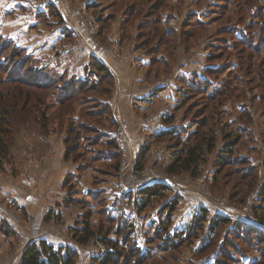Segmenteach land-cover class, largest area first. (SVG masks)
Masks as SVG:
<instances>
[{
  "label": "rangeland",
  "instance_id": "rangeland-1",
  "mask_svg": "<svg viewBox=\"0 0 264 264\" xmlns=\"http://www.w3.org/2000/svg\"><path fill=\"white\" fill-rule=\"evenodd\" d=\"M62 1L0 0V80L8 72L55 79L54 87L45 94L47 132L38 131L37 124L30 120L16 133L11 161L0 171V187L10 176L24 178L31 161L42 164L41 159L47 155H60L65 151L68 126L78 127L80 159H63V164L59 160L54 172L58 179L69 173L72 178L66 187L58 189V201L46 214L50 212L52 222L65 225L69 237L81 249L80 264H94L93 257L113 250L111 242L102 239L118 243L122 250H132V261L139 264H214L217 259L225 264L259 262L264 240H252L253 234L245 231L248 226L264 235V96L260 87L264 79V0H73V23L65 21ZM151 17L166 35L163 40L159 37L142 42L138 38L142 21ZM115 27L122 33L121 41L125 39L122 46L126 40L136 42L145 52L140 57H150L152 74L162 76L165 84L161 87L166 94L158 111L164 115V124L178 132L160 140L164 152H169V157L162 160L156 157V134L150 140L153 134L145 133L140 146L147 151L139 164L146 169L149 183L157 180L168 188L151 197L146 206H142L145 197L140 193L146 185L124 193L121 198L129 199L133 222L122 220L111 207L119 199L115 183L139 151H128L120 142L132 135L127 124L122 122L119 127L114 116L111 100L115 77L107 98L108 79L101 78L89 65L90 56L95 55L90 50L96 43L105 44L106 33ZM182 28L193 34L187 41L182 38ZM80 32L86 37L85 45L78 38ZM151 44L158 45L157 52H149ZM11 47L21 48L23 55L14 57ZM44 47L45 62L39 54ZM140 57L134 62L144 66ZM67 63L70 65L64 68ZM73 76L93 86L71 92V100L61 104L60 90ZM156 91L153 88L147 96ZM136 108L143 113V120L150 121L144 108ZM197 130L213 133L214 137L211 146L203 143L198 175L169 171L170 163ZM221 156L230 161L219 164ZM0 198V232L13 238L10 246L14 250L23 240L16 230L7 236L1 224L8 227L10 217H26V213L14 204L10 193ZM174 200L177 205L170 213L165 208ZM218 215L231 221L212 229ZM87 223L94 230L93 238L79 244L73 231ZM168 237L178 243L169 244Z\"/></svg>",
  "mask_w": 264,
  "mask_h": 264
},
{
  "label": "trees",
  "instance_id": "trees-1",
  "mask_svg": "<svg viewBox=\"0 0 264 264\" xmlns=\"http://www.w3.org/2000/svg\"><path fill=\"white\" fill-rule=\"evenodd\" d=\"M142 22L143 23L141 25L140 33L138 36V38L142 42H149L151 38L159 39V37L161 38V40H163L166 34L164 33V30L161 31L159 23H156L154 17L148 18ZM150 34L153 37H150ZM192 35L193 34H191V32H188L187 29L182 28V38L185 41H187V39H190ZM11 48V53L14 55V57L23 55L21 53V48ZM148 48L150 53H155L157 52L158 45L154 46L151 44ZM90 58L91 59L89 65L93 68V70L97 71L100 74L101 78L108 79L109 81V89L106 93L107 98H109L113 90L114 75L112 71L106 66V64L102 62L98 57H96L95 55H91ZM26 59V57H23V60H25V62ZM13 63L14 60L12 61V64ZM209 71H212V69H209L208 72ZM25 72L29 73V71L27 72L26 69ZM52 77L53 76L46 75L45 78L40 80L38 77H32L34 78L32 79L28 77L27 74H10L8 72L6 77L0 80V171L6 169V164L11 161L12 153L16 145V133L26 127L30 120L34 121L37 124L38 131L44 130L43 132H47V115L45 110L46 106H44L45 94L50 90L51 87H54L53 81H55V79ZM64 84L65 85L61 88V92L58 95L60 96L59 100L61 104L65 101L71 100L70 97L73 96L71 92L76 93L78 90L84 91L87 88H92L93 86L92 82L89 81L88 83L86 79L78 78L75 76L71 77L68 81H65ZM260 87L262 95L264 96V79H262ZM169 121L170 119L165 120V122ZM204 122L205 121L202 120V123ZM80 128L86 129L85 127ZM77 129L78 127L73 126H68L67 128L66 136L64 138L65 160L72 159L77 162L80 159V152L78 149L79 146H76V141L78 140V138H76V134H78ZM175 133L176 129L173 128L167 131L165 135L172 136ZM193 138H195V140H193ZM213 139V133L210 135V133L208 132L203 133V131L197 130V132H195L191 137V140H189V143L180 150L179 155H176L174 161L170 163L169 171H193L194 176L198 175L197 166L198 161L203 153V143L205 142L208 144V146H211L213 144ZM111 143L112 145H115L114 141H112ZM146 151L147 149L145 147H141L137 155V160L143 158ZM228 161H230L229 157L221 156L218 162L221 165H225ZM71 178V173L67 174L63 182L64 187L67 186L68 181ZM167 188V185L159 182L142 187L140 189V193L145 197V201H142V206H146L148 202H150L151 197L160 195ZM261 194H264V185ZM176 205L177 201L174 200V203L166 205L165 209L169 210V212L172 213L174 212ZM44 219L45 221L51 220L50 212L49 214H46L44 216ZM230 221V217L218 215L212 221L211 228L213 229L216 225L222 223L226 224ZM4 226L5 225H3L2 223L1 229L7 236L15 233V230L11 227V224L10 226L7 225L8 227ZM250 230L251 228L247 226L245 232H247V234H253L252 240H258L259 242H262V240H264V235L261 232L256 233L257 230ZM93 235L94 230L88 223L85 224L82 229H74L73 231V236L74 238H76L79 244L88 243L90 239L93 238ZM176 236L180 237L179 235ZM165 239L166 241L171 240L170 242H168L171 245H176L178 243L170 237ZM102 240L105 242H111L113 250L108 251L103 256L93 257L92 261L94 264H139V262H137L138 260L134 262L132 261V258L135 256L132 250L125 251L116 245L118 243L106 239ZM224 255L230 258V256L226 253ZM261 256L262 258L256 264H264V248L261 251ZM78 260L79 251L77 248L71 245L56 247L45 238H38L25 245L18 264H78ZM214 264H225V262L222 263L221 259H217Z\"/></svg>",
  "mask_w": 264,
  "mask_h": 264
},
{
  "label": "crops",
  "instance_id": "crops-1",
  "mask_svg": "<svg viewBox=\"0 0 264 264\" xmlns=\"http://www.w3.org/2000/svg\"><path fill=\"white\" fill-rule=\"evenodd\" d=\"M63 1L61 13L65 21L68 20L73 23L74 18L70 12H72V9H76V2L73 0ZM114 29L106 33L105 44L98 46L96 43L94 45L95 49H91L89 53H94L97 57L99 56L102 60L98 58L106 64L115 77V90L111 100V105L114 108V116L120 123L119 127H122V122L127 124L129 133L132 135L127 141H120L122 142V147L127 148L128 151L133 149V151H139L141 148L140 144L141 142L144 143L146 135L148 134L150 136L149 134L152 133L153 136L150 140H153L155 133L157 139L156 151L159 150L158 152L162 153L160 160L167 159L169 152H164L166 149L160 144V142H163L160 140H162L165 133L171 130L172 127H167L164 124V121H162V116L164 115L158 111L164 105L162 98L166 94L163 92L164 88L161 87V85L163 86L165 84L161 82L163 78L162 76L157 78L152 74L154 70L149 69L150 57L148 55H145L143 58L140 57L145 53L144 49L140 46L137 47L134 41L127 43V40L126 44L122 46L121 42L125 41V39L121 41L120 35L122 33L120 29L118 27ZM78 38L82 39L83 45L86 44L87 41L84 33L80 32ZM116 45L119 46L118 49H116ZM44 52H46L45 47L39 50L40 57L45 62L47 58L44 56ZM135 57L143 59L141 62L145 63L144 66H138L134 62ZM68 65L70 64H65L64 68ZM153 88H156V93L147 96L149 91H153ZM137 105L146 110L145 112L150 115V121L143 120V113L137 112ZM115 108L117 109L115 110ZM150 124L153 126V129ZM139 133L140 138L138 137ZM118 139L120 140V138ZM146 142L148 143L149 141L147 140ZM63 159L64 150L56 158L53 155H47L44 159H41L42 164L38 160L31 161L29 169H25L24 178L10 176V179L4 181L3 186L0 187V196L6 194V192L10 193L12 199L15 201L14 204L20 210L24 209L26 213V217L18 214L19 216L17 217L12 216V218H9V221L14 226V230L17 231L18 237L23 240H21L22 242L20 244H15L16 248L14 250L10 246L13 238H6L0 232V264H18L25 245L38 238H45L56 247L71 245L81 253V249L69 237L65 225H60L59 223H55V221L52 222V220L46 222L44 219V215L49 209V206L55 200L58 201L56 194L59 188L60 190L62 189L65 180V175L58 179V175L54 173L58 169L59 160H62L63 164ZM54 177L57 178V182ZM59 180H61L60 183ZM1 214L0 211V216ZM78 264H80L79 260Z\"/></svg>",
  "mask_w": 264,
  "mask_h": 264
},
{
  "label": "built area",
  "instance_id": "built-area-1",
  "mask_svg": "<svg viewBox=\"0 0 264 264\" xmlns=\"http://www.w3.org/2000/svg\"><path fill=\"white\" fill-rule=\"evenodd\" d=\"M156 156L162 158V153L157 152ZM126 168L127 169L124 167L122 176L120 177L119 181L115 183L114 191H116V196L119 197V199L113 203L111 210L122 220L133 222L132 205L130 204L129 199L121 197L124 193L136 191L140 187L149 185L151 183L148 182L147 178L149 177H145L146 169L140 166L137 158L132 160L130 165Z\"/></svg>",
  "mask_w": 264,
  "mask_h": 264
}]
</instances>
